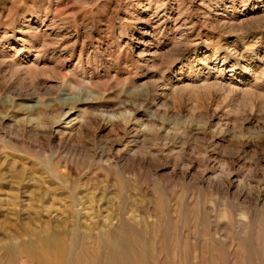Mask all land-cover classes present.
I'll use <instances>...</instances> for the list:
<instances>
[{
    "label": "rangeland",
    "instance_id": "obj_1",
    "mask_svg": "<svg viewBox=\"0 0 264 264\" xmlns=\"http://www.w3.org/2000/svg\"><path fill=\"white\" fill-rule=\"evenodd\" d=\"M59 233L63 264H264V0H0L2 264Z\"/></svg>",
    "mask_w": 264,
    "mask_h": 264
},
{
    "label": "bare ground",
    "instance_id": "obj_2",
    "mask_svg": "<svg viewBox=\"0 0 264 264\" xmlns=\"http://www.w3.org/2000/svg\"><path fill=\"white\" fill-rule=\"evenodd\" d=\"M64 238L62 233L49 237L36 236V240L22 241L16 246L10 245L7 248L10 254L7 264H15L21 257L34 264H63L70 251Z\"/></svg>",
    "mask_w": 264,
    "mask_h": 264
}]
</instances>
